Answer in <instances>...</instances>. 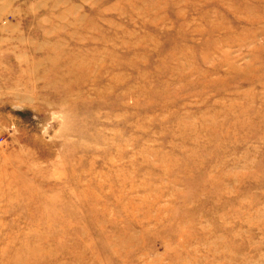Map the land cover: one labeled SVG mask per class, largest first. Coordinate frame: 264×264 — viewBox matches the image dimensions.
<instances>
[{
  "label": "rangeland",
  "instance_id": "obj_1",
  "mask_svg": "<svg viewBox=\"0 0 264 264\" xmlns=\"http://www.w3.org/2000/svg\"><path fill=\"white\" fill-rule=\"evenodd\" d=\"M0 264H264V0H0Z\"/></svg>",
  "mask_w": 264,
  "mask_h": 264
}]
</instances>
